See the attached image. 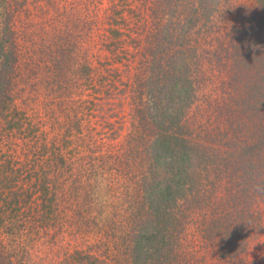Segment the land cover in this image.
<instances>
[{
	"label": "trees",
	"instance_id": "16d2710c",
	"mask_svg": "<svg viewBox=\"0 0 264 264\" xmlns=\"http://www.w3.org/2000/svg\"><path fill=\"white\" fill-rule=\"evenodd\" d=\"M122 1L111 3L120 17L110 23L116 28L109 29L114 36L107 45L111 54L96 52L93 61L85 48L81 51L78 43L62 41L59 36L50 39L48 50L40 58H32L36 52L30 48L37 45L35 32L29 33L32 24L21 17L18 26L14 24L15 12L25 8V0H0V264H43L50 260L48 252L56 245H62L63 251L57 255L61 264H110L108 256L104 257L106 253H94L92 246L87 250L71 248L72 240L77 242L86 228L103 235L93 243L97 250L102 245H126V264H175L179 255L174 247L180 245L179 235L190 217L188 211H202L208 198L217 210L213 209L208 222L206 217L202 221L203 234L219 237L222 245H229L221 256H233L236 245L246 243L247 235L238 236L231 228L235 209L242 196L252 207L255 198L264 196V188L260 182L251 180V184L248 179L235 184V177L242 159H250L255 146L241 148L237 156L229 143V148L220 147L216 141L222 137L220 134L216 140L209 139L208 132L202 136V131H192L186 120L198 93L199 72L195 71L202 55L186 38L183 28L192 21L210 20L214 14L210 7L216 0H136L146 4L139 7L146 12L144 17L163 22L167 16H175L182 24L177 37L163 35L158 39L152 30V39L143 40L147 46L142 59L126 60L128 72L115 67L125 58V54L117 57L115 53L118 42L121 44L116 38L127 25ZM194 4L199 5L198 9H193ZM19 25L21 31L16 30ZM72 28L79 30L78 24H68L67 30ZM158 29L161 32L162 28ZM27 37L26 45L20 39ZM139 47L141 40L134 45L137 50ZM23 60L32 64L24 66ZM133 62L141 66L139 75H134L141 80L134 81L140 91L132 98L136 91L131 97L126 95L129 86L122 74H131ZM45 63L49 64L47 72L53 74L51 83H59L54 85L59 97L79 93L88 84L97 95L85 107L68 111L64 123L51 127L50 137L40 133V125L45 123L26 129L24 122L31 121L23 109L13 105L17 75L24 80L22 72L28 69V77L36 78ZM42 83L45 79L40 77L33 88ZM125 110L129 131L113 149L108 141L111 136L119 138L127 122V116L119 115ZM113 118L116 120L112 122ZM1 144L22 148L3 152ZM209 182L214 190L223 187L227 199H219L214 192L209 195ZM116 203L129 216L122 214L115 219L117 223H112L109 210L117 207ZM247 210L243 209L242 214ZM65 243L67 246H63Z\"/></svg>",
	"mask_w": 264,
	"mask_h": 264
},
{
	"label": "rangeland",
	"instance_id": "374dc122",
	"mask_svg": "<svg viewBox=\"0 0 264 264\" xmlns=\"http://www.w3.org/2000/svg\"><path fill=\"white\" fill-rule=\"evenodd\" d=\"M143 1L142 3L136 0L122 1L124 11L126 10L124 19L127 22L124 29L127 31L122 28L120 37L116 38V41H120L121 44L119 45L118 42L115 53L117 57H122L125 54V58L119 60L120 63L115 64V67L124 68L127 72L129 66L126 60L142 59L141 53L145 52L147 46L144 41L148 38L152 39V35H150L152 30L158 39L163 35L170 38L177 37L178 26L182 24L181 20L175 16L171 18L167 16L163 22L144 17L143 13L146 12L139 9L140 5H146ZM192 1L194 2V0ZM18 2H23V0H18ZM25 3V8L15 12L17 18L14 24L18 26L20 17L23 21L32 24L29 33L35 32L34 39L37 43L35 49L30 48L37 53H34L32 58L37 59V55L40 58L43 51L48 50V45L52 42L50 39H54L55 36H59L62 41L67 39L78 43L80 50L85 48L93 57L91 59L93 61L96 52L103 56L111 54L109 53L111 49L107 45L114 36L109 29L116 28H112L110 23L112 21L115 23L116 19H120L119 15H116L112 10V0H25ZM193 6V9L199 7L197 4ZM212 8H214L212 20L192 21L187 28H183L186 38L192 40V44L197 47V52L202 55L199 59V66L196 71L194 69L195 72H199L198 93L186 120L189 121L192 131L195 129L198 132L202 131V136L208 132L209 139L215 138L214 140H216V135L220 134L222 137L216 140L219 141L220 147L229 148V143L232 145L230 149L236 150L237 156L241 148L255 146V151L250 155V159H242L243 164L240 163V172L235 177V184L248 179L249 182L251 180L254 183L257 181L258 184L260 182L259 185L262 189V187L264 188V0H216L213 5L211 4L210 9ZM132 10H137L133 12L134 16H132ZM25 11L28 12V16ZM68 24L69 27L73 25L76 27L78 24L79 30L75 31V28L67 30ZM157 26L162 28L161 32ZM142 29L145 30L141 33ZM16 30L21 31L20 25ZM69 33L71 34L69 35ZM27 39L28 37L20 40L27 45ZM137 40L142 41V47H139V50L134 48ZM96 43H99V47L95 49ZM165 46L169 45L165 44ZM214 51H216L215 54ZM76 53L78 54L77 48ZM135 53L138 55H134ZM46 57L48 56L46 55ZM26 64L32 63L23 60L22 65ZM123 64L124 66H122ZM48 66L47 63L43 64L41 72L36 78L28 77V69H24L22 72L24 80L21 81V76L17 75V79L13 82L15 96L13 105L23 109L26 113L25 116L31 121L32 124L28 121L24 122L26 129L37 123H45L40 125V133H47L50 137L53 134L51 127L54 124L64 123L68 111L74 110L80 105H82L81 108L85 107L87 102L95 99L97 95L88 84L83 86L79 93L75 91L70 97L62 95L59 97L58 93L54 92V85L59 83L54 85L51 83L54 78L53 74L47 72ZM130 72L131 74L127 75L124 72L122 75L124 76L123 80L128 82L129 86L126 95L131 97L133 91H136L133 98L137 97V93L140 91L139 84L134 81L141 79L134 75H139L141 66H138L137 62L130 63ZM129 76H131L132 84L128 80ZM40 77L45 79V83L38 84V87L33 88L34 83ZM133 82L134 86L131 88L130 85H133ZM147 99L148 97L145 95V100ZM125 105H127L126 102ZM128 108L129 106L126 109ZM119 116L124 118L127 116V122L120 130L117 140L110 137L108 142L113 145V149L124 141L130 126L127 110L121 111ZM115 120L113 118L111 121ZM59 127H57L58 130ZM199 129L201 130L199 131ZM223 134H227V136L224 137ZM13 143L19 145V141L13 140ZM206 144H211V142ZM1 147L3 152L11 149L21 151L22 148H7L5 144H1ZM244 169H246L245 172ZM214 174L215 172L213 176ZM227 181V179L223 180V186L227 184ZM207 188L209 195L214 192L219 199H227L224 196L227 192L223 191V187L222 190L219 188L214 190L209 182ZM244 197L242 196V201L235 209L236 215L234 222L231 223V228L236 229L238 236L240 233H245L247 239L244 245H236L237 251L233 256L224 259L221 256L222 251L229 245H222L219 237L209 238L203 234L205 227L203 229L202 221L206 217V222H208L210 214L213 215L217 210L215 206H212V199L208 198L204 202L205 209L202 211H194L195 209L188 211L190 217L186 221L184 231L182 230L179 235L180 245L174 247L179 255L175 264H264V196L255 198L252 207L247 205L248 201ZM115 205L117 207L109 210L110 217H113L112 223H117L115 219H118L122 214L125 217L129 216L126 209L121 212L118 204ZM245 208L248 210L242 214L241 211ZM213 209L215 210L213 211ZM236 234L235 237H237ZM104 236L108 237L105 233ZM100 238H103L101 233L86 228V232L79 233L77 242L72 240L74 245H71V248L80 247L87 250L89 246H92L94 253L100 255L103 252L106 253L104 257L108 256L106 258L108 263L126 264L127 255L124 252L126 245H102L97 250L98 246L93 243L99 241ZM61 246L51 247L48 252L51 254L50 260L43 264H61L58 262L60 257L57 256L58 252L62 253L63 251ZM63 246H67L66 243ZM107 248L109 251L105 250ZM42 254L40 253L39 256Z\"/></svg>",
	"mask_w": 264,
	"mask_h": 264
}]
</instances>
